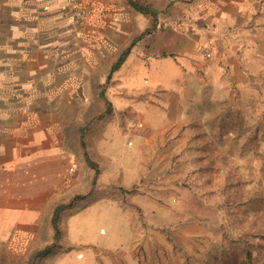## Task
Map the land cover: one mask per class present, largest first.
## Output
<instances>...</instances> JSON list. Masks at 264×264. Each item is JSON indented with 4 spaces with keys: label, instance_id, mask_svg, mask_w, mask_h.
<instances>
[{
    "label": "rangeland",
    "instance_id": "1",
    "mask_svg": "<svg viewBox=\"0 0 264 264\" xmlns=\"http://www.w3.org/2000/svg\"><path fill=\"white\" fill-rule=\"evenodd\" d=\"M137 1L162 8L157 24L141 17L118 36L82 29L78 42L67 38L54 56L22 61L11 74L8 6L0 12V126L51 129L61 149L48 170L50 197L62 199L57 233L45 219L8 227L12 219L0 211V264L66 257L67 217L85 195L94 205L112 201L114 233L92 250L99 264H264V0L245 4L236 18L203 23L193 20L201 0L182 1L186 12L170 0ZM123 10L136 19L126 1ZM139 36L134 53L145 58L135 78L115 74L106 86ZM181 62L199 76L169 89L147 83L150 73L161 79L153 69L175 76ZM237 66L245 73L230 74ZM5 113L14 116L5 122Z\"/></svg>",
    "mask_w": 264,
    "mask_h": 264
},
{
    "label": "crops",
    "instance_id": "2",
    "mask_svg": "<svg viewBox=\"0 0 264 264\" xmlns=\"http://www.w3.org/2000/svg\"><path fill=\"white\" fill-rule=\"evenodd\" d=\"M82 1L96 12H106V18L95 16L83 23V26L74 27L71 25L72 16L66 0H0V12L8 6V74L14 73L19 65L23 63L22 61L35 60L39 56L42 59L54 56L60 51L61 44L67 38L71 42H78L82 37L81 34L84 35L85 32L82 29L92 33L100 30V34L107 31L108 34L118 36L129 23L140 26L141 17L146 18V20L151 18L153 23L157 24L159 19L158 10L162 9L157 6L144 5L148 9L154 10L153 14L152 12H141L132 5L130 0ZM125 1L136 12L137 20L133 17L130 18L128 13L124 12ZM182 1L184 0H170L169 4L174 9L181 8L186 12L188 8ZM253 1L201 0L193 8V20L201 21V23L204 21L223 22L221 20H224L223 17L226 14L230 18H236L239 13H242L239 10L244 9L245 4ZM217 11L220 12L217 14ZM78 28L81 31L79 33ZM62 34L67 37H62ZM140 41V36L133 40L129 46L131 49L128 56L119 69L114 72H112V68L110 69L106 86L112 81L115 74L120 77L135 78L138 70L137 66L140 61L142 64L145 58L138 57L134 53L136 44ZM180 53L182 55L183 51H180ZM151 57L155 59L156 55L153 54L149 58ZM172 58L174 57H163L164 60L173 63ZM239 58L243 57L240 55L232 57L231 60L236 63ZM187 66V63L184 62L177 65L175 76H172L173 73L169 71H156V69H153V73L161 76V79L157 80L150 73L149 78L151 80L148 78L147 83L151 82L156 86L157 81L159 83L164 81L165 85L163 87L168 89L174 88V84L179 82L181 86L183 84L185 86L194 76H199L198 70L192 73L187 69ZM219 68L220 74H223L222 66ZM243 71L241 66H237L234 70L231 69L230 74H244ZM200 75H202V81H199L201 84L204 82V76L201 72ZM219 79L222 83L227 82L226 76L222 75ZM197 88H199V83ZM13 116V114L5 113L1 114V119L7 122L8 118ZM17 116L22 115L18 114ZM49 131L51 129L46 131L43 125L39 126L33 124V122L31 123V121L21 125L18 130L9 129L8 125L5 127L0 126V137L3 138V140H0V196L2 195L0 197V211L7 212L8 219H12V221H9L8 227L14 226L16 222L27 227H39L43 225L44 219L52 222L54 211L62 202L60 197L55 199L54 196L50 197L55 183L50 179L48 170L51 168L50 163L54 164L55 158H58L61 148L56 145L54 135L48 134ZM85 196L84 205L70 214L66 221L67 237L69 243L72 242V250L66 257L51 264L100 263L92 250L104 246L100 245L99 242L104 234L114 233L113 226H110V218L114 214L109 207L112 201L102 199L94 205L92 199L87 200V195ZM1 202L4 204H1ZM115 216H118V213ZM17 219L19 221H16ZM22 232L31 235L37 234V232L35 233L34 230L28 228L22 229ZM105 248H107V245H105ZM102 263L108 264L106 261Z\"/></svg>",
    "mask_w": 264,
    "mask_h": 264
},
{
    "label": "built area",
    "instance_id": "3",
    "mask_svg": "<svg viewBox=\"0 0 264 264\" xmlns=\"http://www.w3.org/2000/svg\"><path fill=\"white\" fill-rule=\"evenodd\" d=\"M68 7L71 12V16L76 23H84L85 21L98 16L104 18L106 16L104 11L96 12L94 9L88 7L83 3L82 0H66ZM204 56L211 58L212 54L209 51H205ZM76 169L71 167L68 171V175L71 176L74 174Z\"/></svg>",
    "mask_w": 264,
    "mask_h": 264
},
{
    "label": "trees",
    "instance_id": "4",
    "mask_svg": "<svg viewBox=\"0 0 264 264\" xmlns=\"http://www.w3.org/2000/svg\"><path fill=\"white\" fill-rule=\"evenodd\" d=\"M130 1H131L132 5L134 7H136L138 10H140L141 12H146V13L152 12L154 14V10L148 9V7L144 6L142 3L138 2L137 0H130ZM130 49H131L130 47L127 48V50L124 51L122 53V55L118 58V60L116 61V63L112 67V72H114L115 70L119 69L122 66V64L125 62V60L128 56ZM102 98L106 99L105 94H103V93H102ZM59 209H60L59 207L56 209L55 214L52 218V222H51V224L53 225L54 231H56L55 233H57V222H58L57 212ZM55 233H54V236H56ZM47 253H48V251L45 254H47ZM185 264H188V262H186Z\"/></svg>",
    "mask_w": 264,
    "mask_h": 264
}]
</instances>
